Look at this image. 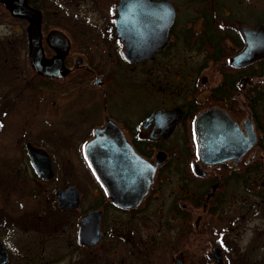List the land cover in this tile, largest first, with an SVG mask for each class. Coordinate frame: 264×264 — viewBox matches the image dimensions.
Wrapping results in <instances>:
<instances>
[{
	"label": "flooded vegetation",
	"instance_id": "obj_1",
	"mask_svg": "<svg viewBox=\"0 0 264 264\" xmlns=\"http://www.w3.org/2000/svg\"><path fill=\"white\" fill-rule=\"evenodd\" d=\"M22 1L26 7L39 11L41 14L40 44L42 49V60L48 63L56 61L55 64L59 69L61 68L63 70L64 74L59 78L53 75L47 76L37 73L33 69L30 61L28 39L26 59L33 72L31 77L44 80L45 84L51 89L50 92L57 89L55 85L58 83H61V85L63 84V86L68 83L71 84L70 90L65 91L64 88H61L62 92L65 91V94H73V96L66 101L67 103H71L74 97L79 94L76 92L79 86L83 85L85 82L92 81L95 85L102 84L103 72L100 71L101 69L94 62V54L90 50L93 47L88 46L85 42L86 47L82 40H74L73 38H76L77 35L74 37L70 27H65L63 24L60 26L52 23H45L43 18L54 14L57 15V13L60 15L76 14V16H78L77 14H81L80 12L85 11V9L89 11L91 6L92 9L95 10L93 12L103 11L104 2L109 0H78L73 3L76 8H70L72 0ZM84 1H91L93 5L90 7L87 6L88 4L86 3V6L81 5ZM119 1L120 0H112L108 11H106V15L109 14L111 17L113 16L112 28L114 27L113 31L116 36L114 47L117 49L116 53L118 57H120L119 62H121L123 66L130 67V65L136 63L141 64V66H146V63L151 65L160 64L163 59H166L164 64L169 66L171 63L169 59L173 58L170 57V50L172 47L174 49H184V47H187L200 51L201 55L204 57L203 62L206 66L209 63H217L216 69L219 70L220 77L214 82H208V80L203 78L204 88L202 89L199 87L197 81V74H199L202 69L197 72L195 66H193L194 72L192 79L189 78V75H185V72L177 69L173 70V67H168L166 70H155L156 68H150L148 70L144 68L143 70L146 69V71L152 75L151 79L155 81L159 80L154 83L156 87L151 90L148 88L150 83H147L146 87L143 88V92L140 90L139 92L135 90L132 91V89H130L132 92L125 91L126 94H123L121 89L117 91L114 89V87H121L118 82H124L122 86H126L127 88H131L132 86H129L130 82L128 83V81H126L127 78H123V80L120 81V77L116 73L111 79V86L101 99L103 100L102 105L106 112H98V110L89 109L83 112L82 108H80L74 112L75 114H70L79 116L67 122L71 139L75 134L77 135V132L74 133L73 130L69 129L71 125L82 126L86 123L88 126L90 124L91 127L88 132L82 135L80 146L83 144L84 149L87 143L92 142L95 151L101 149L103 152L99 154L101 155L100 158L113 161V163H110L109 170V179L111 183L122 192L131 190L135 195L133 198L134 202L130 205H121L115 202L108 194L101 179L98 178L91 168L83 150L89 169V178L86 179L85 182L90 187V194L87 197L89 203L79 216V225L81 216L87 211L90 209H100V229L103 234L99 241L93 245H86L78 242L83 247H93L99 244L105 233L103 218L107 210H114L124 215V217H130L132 214H136L140 211V209L143 210L149 205H152L154 209L158 207L157 212L160 210L161 218L157 223V240L163 239L170 228V223L175 225L172 227L173 233L171 234L172 239H176L175 251L173 253L175 255L169 257L168 253L167 255L161 254L158 251L161 249H158L157 246L155 251H150L149 258L142 256L140 260L136 259L137 262L157 264L154 261L155 258L161 264L202 263L199 262V258L196 255L198 251L194 249L196 236L199 235L201 239H204L206 236L210 238L206 241V243L210 244L207 253L204 254V261L208 258L207 260L209 263L227 264L226 252L228 251V247L226 246V229L228 228V223H226V221L228 210H230L227 208V205L233 206L236 202L243 203L251 195L249 194L247 196V192H252L254 197L259 198V203L264 202V159H260V156H258L263 153L258 155L253 153L246 158L247 153L254 146H257V150L264 152V141L261 140V135L264 133V112L259 109L255 112L247 105V99L249 100L251 96L262 97L264 95V88L260 86V84L264 86V56L258 57L246 65L234 66L232 64L233 57L244 49L246 45L242 27L254 29L261 24V22H259L258 5L254 3L251 4L248 0H220L221 8H210L207 16L204 17L205 10L200 8H194L193 10L186 8L181 10L176 0H169L175 7V15L167 30L169 38L166 45L156 50L152 57L130 61L127 60L124 55L125 40L119 35L117 30V18L120 15L117 8ZM207 1H209L210 5H215L216 2L218 3V0ZM16 2H18V0H0V6H3L2 10L8 11L13 17L26 18L28 20L27 22L31 23V20L27 16L14 14L13 4ZM204 19L205 22H209L210 25H204ZM197 20L201 21L199 27H196L194 23ZM89 23L92 22L89 21ZM42 24H47L46 26H52L53 28H48L46 30L47 32H44V28L47 27H43ZM210 30L214 33V37L208 42L205 31ZM51 33L52 36H50ZM183 33H185V35ZM221 46L223 47V52L225 51V53H221L222 55L224 54L222 57L221 55H216L222 49ZM231 48L234 49L232 53H230ZM164 54L168 55L166 56ZM222 65L224 67H222ZM227 66L230 67L228 71L226 69ZM253 70H256L255 74ZM170 71L176 72L173 73ZM228 73H235L230 75L235 76L236 90L230 92L233 93L232 97L234 100L227 106L224 103L227 99L215 101L210 100L209 97L217 84L226 81L225 79ZM243 74H247V76ZM166 76L171 77V82H168L169 84L164 81ZM250 76L261 78V80L253 82V80L249 78ZM96 79L100 81L95 82ZM189 79L190 82L188 81ZM181 81L183 85L185 83L187 84L189 91L191 90L185 97L191 101L172 103L174 95L178 96L179 94ZM196 86L199 87L197 91H195ZM165 91L169 92L165 94ZM148 92H152L153 94H149ZM160 92L165 94L167 98L160 97L158 95ZM201 93L205 94L202 100L198 98L201 96ZM149 95L157 98L158 102L156 104H147L146 101ZM136 97L142 99L141 105L139 106H137L138 101ZM194 100L198 103L197 105ZM204 100L216 104L213 103L207 107H203L201 105ZM167 101H169V103ZM258 102L259 101H257V104ZM218 103L222 104V106L217 105ZM176 107H179L181 110H174ZM211 107H217L225 111L238 123L239 128L245 134L246 131L242 125L243 120L248 117L251 118L253 131L255 133V141L252 146L236 160H234V157H231L216 162H205L200 157L195 122L197 115L201 111ZM98 109H100V106ZM243 109L246 110L247 116L239 122L237 120V112ZM176 116L179 117L173 122V118ZM257 131L260 132L259 136ZM27 141H32H24V150L26 151V155L24 154V156L27 160L25 163L28 169H30V173L34 179L42 184L51 182L55 173V165L49 150L42 144L32 142L34 145L45 148L52 159L53 175L51 178L45 179L41 177L33 167L29 151L25 145ZM172 142L178 146L176 149L173 148ZM155 150L156 153L153 158L152 156ZM160 152H164L166 156L163 160L157 162V155ZM196 157H198L200 162L194 161ZM137 174L139 175L137 178H132V176ZM165 174H167V177ZM144 175L146 176L144 177ZM69 185L77 188L79 193V204L75 208H60L56 200L55 191L57 188L67 187ZM83 191L84 188L80 184L74 185L69 183L57 186L54 189V195L58 209L63 212H70L77 209L83 201ZM166 193L170 197L169 202L167 201L166 207H162L161 204H157V202L160 201ZM261 200L262 202H260ZM196 208H199L200 211H197ZM164 213L171 216H166ZM196 214L197 216L195 217ZM216 219H220L224 222L223 224H225V226H223V229L225 232L221 230L219 235L212 238V223ZM0 238L7 248L5 240L1 236ZM211 240L214 241L211 242ZM191 246L193 248H191ZM217 252L219 257L216 255ZM127 256H131L130 251H128ZM200 256H202V254H200ZM8 261L9 258L7 262ZM77 262L78 264H82V260L79 256H77ZM93 264L95 263L93 262ZM110 264H123V260L112 259Z\"/></svg>",
	"mask_w": 264,
	"mask_h": 264
},
{
	"label": "rangeland",
	"instance_id": "obj_2",
	"mask_svg": "<svg viewBox=\"0 0 264 264\" xmlns=\"http://www.w3.org/2000/svg\"><path fill=\"white\" fill-rule=\"evenodd\" d=\"M76 1L78 0H72L70 8H76L73 4ZM248 1L258 5L261 12H264L262 10L264 0ZM111 2L112 0L104 2L103 11L93 12L95 10L92 9L91 1H84L81 5L88 4L87 6H91L90 10L85 9L80 12L81 14H77L78 16L57 13V15L43 18L45 23L60 26L63 24L65 27H70L74 37L77 35L73 38L74 40H82L85 46L86 42L88 46L93 47L90 50L94 54V62L103 72L102 84L95 85L92 81L85 82L79 86L76 92L79 94L71 103L66 101L73 94H65L66 90L71 89V84L63 86L58 83L55 85L57 89L50 92L51 89L44 80L31 77L33 72L26 59L28 26L31 23L27 22L26 18L13 17L8 11L2 10L3 6H0V236L5 240L10 253L6 264H78L77 256L82 260V264H93V262L110 264L112 259H122L123 264H145V262H137L136 259L140 260L142 256L149 258L150 251H155L157 246L161 249L158 250L161 254L167 255L168 253L169 257L175 255L173 253L176 239H172L171 236L172 227L175 225L170 223V228L163 239L157 240V223L161 217L160 210L157 212L158 207L154 209L152 205L143 210L140 209L130 217H124L114 210H107L103 218L105 233L99 244L93 247H83L77 239L79 216L87 207L89 203L87 197L90 194V187L85 182L89 178V169L83 154L84 145L80 146V142L82 135L88 132L91 125L87 126L86 123L82 125L83 127L71 125L69 129L74 133L77 132V135L75 134L71 139L67 122L79 116L70 114L80 108L83 112L87 109L106 112L101 99L111 86V79L116 73L120 81L127 78L126 81L130 82L129 86H132L127 88L122 86L124 82H118L121 87H114L116 91L121 89L123 94H126L125 91L134 90L143 92L147 83H150L148 88L152 90L156 87L154 83L159 81L151 79L152 75L146 69L166 70L168 67H173V70L182 69L185 75H189L192 79L193 66H197L203 58L197 49L187 47L174 49L172 47L170 57L173 58L169 59L171 61L169 66L164 64L166 59H163L160 64L146 63V66H141L136 63L130 67L123 66L119 62L120 57L114 47L116 36L113 31L114 27L112 28L113 16L106 15ZM218 3L221 8L220 0ZM199 6L202 7V3L194 8ZM186 7L181 5L179 8L183 10ZM200 22V20L194 22L195 26L199 27ZM42 25L47 27L44 28V32L52 27L46 26L47 24ZM216 67L217 63H209L197 74L200 88H204L203 78L208 82L219 79L220 74ZM144 68L146 69L143 70ZM247 74L243 75L247 76ZM249 78L253 82L261 80L254 76ZM170 79L171 77L166 76L164 81L169 84ZM188 81L190 82V79ZM185 86H187L186 83L184 88L180 85V90L188 88ZM61 88L65 91L62 92ZM158 95L167 98L162 92ZM204 96L205 94L201 93L198 98L202 100ZM136 98L137 106L141 105L142 99ZM157 102V98L151 95L146 101L147 104ZM213 103L204 100L201 106L207 107ZM217 105L222 106L220 103ZM99 106L100 109H98ZM237 113L239 122L247 116L245 109ZM257 132L259 136L260 132ZM26 140L42 144L49 150L55 165V173L51 182L42 184L30 173L24 156L26 155L24 150ZM261 140L264 141V133L261 135ZM172 144L174 149L178 147L175 143L172 142ZM256 147L254 146L247 153L246 158L253 153L257 155L263 153L258 156L264 159V152L257 150ZM155 153L156 150L153 158ZM194 161L200 162L198 157ZM165 176L167 177V174ZM69 183L83 186L84 197L77 209L63 212L56 205L54 189ZM249 194L251 195L243 203L236 202L233 206L227 205L230 209L226 221L228 223L226 224L228 227L226 229L227 264H264V202L259 203V198L254 197L252 192H247V196ZM169 198L166 193L157 204L160 203L162 207H166ZM196 210L200 211L199 208ZM223 223L220 219L213 221L212 238L219 235L221 230L225 232ZM208 239L210 238L207 236L204 239H201L199 235L196 236L194 249L198 251L196 255L199 262H202L199 264H214L209 263L207 257L204 261V254L207 253L210 244L206 243ZM128 251L131 256H127ZM154 261L161 264L155 258Z\"/></svg>",
	"mask_w": 264,
	"mask_h": 264
},
{
	"label": "water",
	"instance_id": "obj_3",
	"mask_svg": "<svg viewBox=\"0 0 264 264\" xmlns=\"http://www.w3.org/2000/svg\"><path fill=\"white\" fill-rule=\"evenodd\" d=\"M13 5L15 15H25L31 20V24L28 26V39L29 57L33 69L42 75L62 77L64 75L63 70L57 67L56 61L48 63L42 60L40 12L26 7L22 0H18ZM117 8L120 13L117 18V30L125 40L124 55L127 60L137 61L152 57L156 50L166 45L169 38L167 30L175 15V7L169 0H120ZM242 30L246 45L233 57L232 64L234 66L246 65L258 57L264 56V23L259 24L254 29L242 27ZM99 81L98 79L95 80V82ZM174 110L180 111L181 109L176 107ZM178 117H174L173 122ZM242 125L246 134L239 128L238 123L222 109L211 107L201 111L195 122L201 159L205 162H216L234 157L236 160L244 154L254 143L255 133L250 117L243 120ZM25 145L37 173L45 179L51 178L53 163L49 152L30 141H27ZM93 148L92 142L87 143L84 154L91 168L101 179L108 194L121 205L132 204L135 197L132 191L122 192L109 179L110 163L113 161L100 158L101 155L99 154L103 151L101 149L95 151ZM165 156L164 152H160L157 155V162L163 160ZM138 176L137 174L132 178ZM55 193L60 208L78 206L79 193L76 187L69 185L57 188ZM100 217V209H90L81 216L77 234L80 243L93 245L99 241L103 234L100 229ZM216 255L219 257L218 252ZM8 258V250L0 238V264L7 262Z\"/></svg>",
	"mask_w": 264,
	"mask_h": 264
},
{
	"label": "trees",
	"instance_id": "obj_4",
	"mask_svg": "<svg viewBox=\"0 0 264 264\" xmlns=\"http://www.w3.org/2000/svg\"><path fill=\"white\" fill-rule=\"evenodd\" d=\"M176 3L179 4L180 6L181 5H185V6H187L186 8H189V9L191 8V10H193L195 6H198L199 3H202V7L199 6L198 8H200L202 10H205V13H204L205 16L204 17L207 16L208 10L210 8H216V9L219 8V3L216 2L215 5H213V4L210 5L209 1H207V0H176ZM260 9L261 8H259V17H260L259 22L264 23V12H261ZM262 10H264V8H262ZM204 25H210V23L209 22L206 23L205 19H204ZM183 34L185 35V33H183ZM205 35L208 38L207 39L208 42H210V39H212V37H214V33L211 30L210 31H205ZM221 48L222 49L219 52L217 50H215V51L218 52L216 54L217 56L221 55V57H222L224 54L223 55L221 54L223 52V47L221 46ZM230 50H231L230 53H232L234 51V49H232V48ZM223 53H225V51ZM216 55H214V56H216ZM215 58H218V57H215ZM203 61H204V57H203V60H201V62H199V64H197V66L194 65L196 70H197V72H199L201 69H203L206 66ZM222 67H224V66L222 65ZM226 69L228 71L230 69V67L227 66ZM180 71L185 72L182 69ZM255 71H254V74H255ZM230 74H235V73H228V75H227V77L225 79L226 81L225 82H221V83L217 84L214 87V89L211 92L210 97H209L210 100L220 101L221 99H227L224 102L227 106L230 103L233 102V100H234L233 97H232L233 93H230V92L231 91L233 92L234 90H236V81H235V76L234 75L232 76ZM182 84L183 83L181 81V88H184V85H182ZM260 86H261V88H264V86H262L261 84H260ZM185 87H187V86H185ZM198 89H199V87L196 86L195 91H197ZM189 92H191V90L189 91L188 88L180 90V87H179V94H178V96L174 95L172 103L190 102L191 100L185 98L189 94ZM164 93L166 94V92H164ZM257 101H259L258 104H257ZM167 102L169 103V101H167ZM195 104L197 105L198 103H196V101H195ZM247 105L249 107H251L252 110L255 111V112H257V109H259V110L264 112V95L262 97L261 96H259V97L251 96L249 98V100L247 99Z\"/></svg>",
	"mask_w": 264,
	"mask_h": 264
}]
</instances>
